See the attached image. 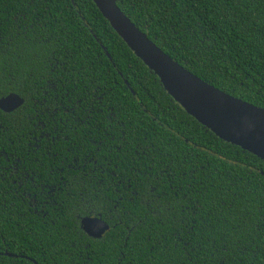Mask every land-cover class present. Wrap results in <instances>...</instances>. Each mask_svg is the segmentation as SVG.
Instances as JSON below:
<instances>
[{"label": "trees", "instance_id": "obj_1", "mask_svg": "<svg viewBox=\"0 0 264 264\" xmlns=\"http://www.w3.org/2000/svg\"><path fill=\"white\" fill-rule=\"evenodd\" d=\"M117 3L192 73L264 108V0ZM10 93L24 103L0 109V264H264V159L189 115L93 0H0ZM49 186L64 188L53 201ZM88 203L99 238L80 226Z\"/></svg>", "mask_w": 264, "mask_h": 264}, {"label": "water", "instance_id": "obj_2", "mask_svg": "<svg viewBox=\"0 0 264 264\" xmlns=\"http://www.w3.org/2000/svg\"><path fill=\"white\" fill-rule=\"evenodd\" d=\"M129 48L158 78L174 101L222 140L264 159V108L233 96L201 79L153 42L119 7L117 0H93ZM24 103L17 93L0 97V109L12 112ZM80 226L91 237L109 229L99 216Z\"/></svg>", "mask_w": 264, "mask_h": 264}, {"label": "flooded vegetation", "instance_id": "obj_3", "mask_svg": "<svg viewBox=\"0 0 264 264\" xmlns=\"http://www.w3.org/2000/svg\"><path fill=\"white\" fill-rule=\"evenodd\" d=\"M54 159H57V158H54ZM7 160H9V159H7ZM12 163H9V164H7V166L8 167H12ZM17 164H15V166H16ZM52 169V168H51ZM63 189L64 188H60V187H54V186H49V187H47L46 188V192L48 193V198L50 199V200H52L53 201V199H54V194H55V191L56 190H59V192H62L63 191ZM94 193H95V195L94 196H89V199H85L84 197H81V200H83L84 202H89V201H93V199H94V201H97V189L96 188H94ZM81 195H82V193H80ZM91 197H93V199L91 198ZM93 203H88V205H87V207H86V210L87 209H89L88 210V213L87 214H84L83 216H81V215H78V216H80V222H81V219L83 218V217H86V216H91V217H97V213L96 212H93V205H92ZM100 217V216H99Z\"/></svg>", "mask_w": 264, "mask_h": 264}]
</instances>
